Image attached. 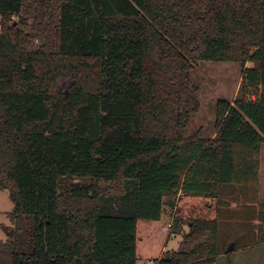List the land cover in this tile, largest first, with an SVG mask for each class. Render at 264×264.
<instances>
[{
    "label": "trees",
    "instance_id": "16d2710c",
    "mask_svg": "<svg viewBox=\"0 0 264 264\" xmlns=\"http://www.w3.org/2000/svg\"><path fill=\"white\" fill-rule=\"evenodd\" d=\"M0 15L12 264H215L264 242V0H0ZM202 61L252 63L212 139L186 134ZM168 230L181 248L163 251Z\"/></svg>",
    "mask_w": 264,
    "mask_h": 264
},
{
    "label": "rangeland",
    "instance_id": "374dc122",
    "mask_svg": "<svg viewBox=\"0 0 264 264\" xmlns=\"http://www.w3.org/2000/svg\"><path fill=\"white\" fill-rule=\"evenodd\" d=\"M17 21V20H16ZM16 21H14L16 23ZM0 33H1V15H0ZM39 44L35 42L34 47ZM251 62L243 65L240 62H212L202 61L193 66L191 77L196 86H198L197 99L199 110L191 114V121L186 128V134H192L199 129L203 130L205 138L212 139L215 136V116L216 103L219 99H229L233 101L240 90L243 76V69L251 66ZM261 200L264 201V143L261 150ZM14 204L10 199L9 190L0 191V243L8 238L7 229L12 225L8 213L13 210ZM186 229L188 227L186 226ZM167 239L163 251L177 250L183 245V232H167ZM242 257L251 264H264V244L246 250L237 252L228 256L226 262L235 257ZM243 260V261H244ZM0 264H12L11 252L0 246ZM138 264H155L149 261H139Z\"/></svg>",
    "mask_w": 264,
    "mask_h": 264
},
{
    "label": "crops",
    "instance_id": "0c3cea01",
    "mask_svg": "<svg viewBox=\"0 0 264 264\" xmlns=\"http://www.w3.org/2000/svg\"><path fill=\"white\" fill-rule=\"evenodd\" d=\"M261 167H262V165H261ZM260 173H261V170H260ZM261 188H262V183H261V174H260V203H264V201L261 200ZM262 244H264V242L260 243V244H256L254 246H250V247L239 248V249L236 248L234 251L229 252V253H223L216 258L215 264H251V262L244 260V258H242L243 256L242 257L236 256L235 258H233V260L230 259L227 262H226L225 258H227L228 256H230L232 254H236L237 252H242V251L245 252L246 250L252 249V248L260 246Z\"/></svg>",
    "mask_w": 264,
    "mask_h": 264
},
{
    "label": "water",
    "instance_id": "95a60500",
    "mask_svg": "<svg viewBox=\"0 0 264 264\" xmlns=\"http://www.w3.org/2000/svg\"><path fill=\"white\" fill-rule=\"evenodd\" d=\"M236 249V244L234 242L230 243L225 250V253L232 252Z\"/></svg>",
    "mask_w": 264,
    "mask_h": 264
}]
</instances>
